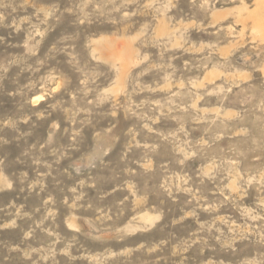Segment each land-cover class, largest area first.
I'll use <instances>...</instances> for the list:
<instances>
[{
	"label": "clouds",
	"instance_id": "clouds-1",
	"mask_svg": "<svg viewBox=\"0 0 264 264\" xmlns=\"http://www.w3.org/2000/svg\"><path fill=\"white\" fill-rule=\"evenodd\" d=\"M4 194L0 264H264V0H0Z\"/></svg>",
	"mask_w": 264,
	"mask_h": 264
},
{
	"label": "rangeland",
	"instance_id": "rangeland-1",
	"mask_svg": "<svg viewBox=\"0 0 264 264\" xmlns=\"http://www.w3.org/2000/svg\"><path fill=\"white\" fill-rule=\"evenodd\" d=\"M104 55L107 57H116L120 61L128 63L131 61L133 53L131 51V46L122 42L117 44L114 49L104 53ZM41 107H44V105ZM9 198H12L10 194H4L2 197H0V202L6 203ZM30 203H34V201ZM5 236L9 238H15V234H5Z\"/></svg>",
	"mask_w": 264,
	"mask_h": 264
}]
</instances>
